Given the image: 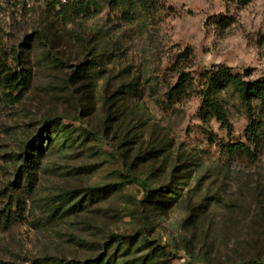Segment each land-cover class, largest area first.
<instances>
[{
  "label": "rangeland",
  "instance_id": "374dc122",
  "mask_svg": "<svg viewBox=\"0 0 264 264\" xmlns=\"http://www.w3.org/2000/svg\"><path fill=\"white\" fill-rule=\"evenodd\" d=\"M97 2L65 24L0 0V58L30 76L0 110V213L42 153L0 264H264V127L257 159L221 150L264 107L225 88L229 127L200 114L207 72L264 79V0Z\"/></svg>",
  "mask_w": 264,
  "mask_h": 264
},
{
  "label": "trees",
  "instance_id": "16d2710c",
  "mask_svg": "<svg viewBox=\"0 0 264 264\" xmlns=\"http://www.w3.org/2000/svg\"><path fill=\"white\" fill-rule=\"evenodd\" d=\"M45 4L47 9L54 13L63 23L72 24L84 18L93 15L97 8V0H35ZM133 0H111V3L121 6L122 10L128 11V7ZM205 85L202 88L203 104L200 109L201 117L207 120L209 117L216 118L222 125L229 127L225 110L216 98L218 91L229 88L239 97L241 102L248 108L252 107L254 100L259 101L264 107V79L248 81L244 75L233 74L231 69L226 66H220L217 71H209L203 75ZM30 76L25 70H13L0 58V110L4 105H15L19 102L21 96L27 90ZM189 77L182 75L180 82L174 94L179 95L183 92ZM18 92V94H15ZM54 127L60 129L58 123ZM264 123L262 120L252 121L246 130V136L250 145L245 143H227L221 145V150L230 155H245L250 159H257L260 154V132H263ZM253 147V148H252ZM24 169L19 171L17 182L14 185L13 195L8 196V203L5 209L0 213V230L12 227L26 219L25 198L30 195L36 181L38 166L40 164L41 154L36 149L34 154L30 155L25 151ZM95 192V191H94ZM90 197L92 196L89 195ZM70 197V196H69ZM171 199V198H170ZM149 203H151L149 201ZM161 205H167L168 202L160 201ZM254 264V263H242ZM260 264V263H256Z\"/></svg>",
  "mask_w": 264,
  "mask_h": 264
}]
</instances>
